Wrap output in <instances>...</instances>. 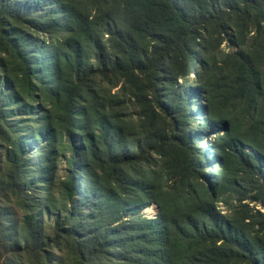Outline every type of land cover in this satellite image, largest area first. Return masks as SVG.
<instances>
[{
    "label": "trees",
    "instance_id": "trees-1",
    "mask_svg": "<svg viewBox=\"0 0 264 264\" xmlns=\"http://www.w3.org/2000/svg\"><path fill=\"white\" fill-rule=\"evenodd\" d=\"M1 147L0 264H264V0H0Z\"/></svg>",
    "mask_w": 264,
    "mask_h": 264
},
{
    "label": "rangeland",
    "instance_id": "rangeland-1",
    "mask_svg": "<svg viewBox=\"0 0 264 264\" xmlns=\"http://www.w3.org/2000/svg\"><path fill=\"white\" fill-rule=\"evenodd\" d=\"M196 119H198V117L196 118H194V121H195V123H196ZM212 136H214V135H212ZM202 145H204V143L202 144ZM3 148L1 147L0 148V153L2 154L3 152ZM32 156H33V158L34 159H36V155H35V153H32L31 154ZM65 174H66V169H65V166H64V164H63V162L60 164V166H59V169H58V175H59V177H61V178H63L64 176H65ZM57 187H58V183L56 182L55 183V194H57L58 192H57ZM251 205V204H250ZM256 205H258V204H256ZM254 207H256V208H259V209H262L261 208V206H254ZM221 209L223 210V211H225L226 210V207L225 206H222L221 207ZM262 211H263V209H262ZM143 212H144V214L146 215V216H149V217H153V216H155V214L157 213V208H156V205L154 204V203H151L150 205H148L147 207H145L144 208V210H143ZM46 220V219H45ZM51 221V220H50ZM49 221V222H50ZM46 222V221H45ZM54 252H56L57 253V250H54Z\"/></svg>",
    "mask_w": 264,
    "mask_h": 264
}]
</instances>
